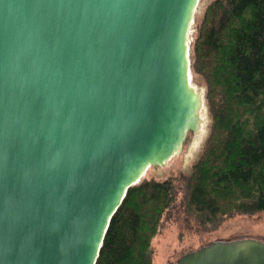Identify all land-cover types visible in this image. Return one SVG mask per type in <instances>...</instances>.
Listing matches in <instances>:
<instances>
[{
	"label": "water",
	"instance_id": "obj_1",
	"mask_svg": "<svg viewBox=\"0 0 264 264\" xmlns=\"http://www.w3.org/2000/svg\"><path fill=\"white\" fill-rule=\"evenodd\" d=\"M197 2L0 0V264H94L126 190L192 142ZM174 264H264V240Z\"/></svg>",
	"mask_w": 264,
	"mask_h": 264
},
{
	"label": "trees",
	"instance_id": "obj_2",
	"mask_svg": "<svg viewBox=\"0 0 264 264\" xmlns=\"http://www.w3.org/2000/svg\"><path fill=\"white\" fill-rule=\"evenodd\" d=\"M190 49L211 126L191 174L182 177L186 211L216 225L264 212V0H216ZM175 195L172 179L129 187L94 264H153L151 241Z\"/></svg>",
	"mask_w": 264,
	"mask_h": 264
},
{
	"label": "rangeland",
	"instance_id": "obj_3",
	"mask_svg": "<svg viewBox=\"0 0 264 264\" xmlns=\"http://www.w3.org/2000/svg\"><path fill=\"white\" fill-rule=\"evenodd\" d=\"M215 1L198 0L190 26L189 48H191L196 35L197 24L203 20L205 12ZM191 83L201 93L206 109L204 116L207 115V119L202 138L194 148L192 142L189 145L185 143L183 150L175 157L164 165L150 167L143 177V179L148 178L156 181L172 179L176 189L174 202L163 215L159 232L151 241L153 264H174L181 255L196 250L212 241L241 238L264 240V212L252 215L235 214L231 217H224L216 225L215 223L202 224L193 213L186 211L183 204L182 177L191 174L193 166L201 155L211 126V115L206 103L205 82L201 76L192 74Z\"/></svg>",
	"mask_w": 264,
	"mask_h": 264
},
{
	"label": "bare ground",
	"instance_id": "obj_4",
	"mask_svg": "<svg viewBox=\"0 0 264 264\" xmlns=\"http://www.w3.org/2000/svg\"><path fill=\"white\" fill-rule=\"evenodd\" d=\"M192 87L194 88L193 90L196 93H199V90L197 89V87H195V85L192 84ZM205 114H206V109H205V106H204L203 98L201 96V105H200L199 110H198L199 125H198V128H197L196 134H195L194 138L192 139V147L193 148L196 146V144L198 143V141L202 138V135L204 133L205 121L207 119V115L204 116ZM179 152L180 151L176 152L173 157H175ZM167 162H165L164 164H166ZM149 168L150 167H148L146 169L145 174L147 173V171L149 170Z\"/></svg>",
	"mask_w": 264,
	"mask_h": 264
}]
</instances>
